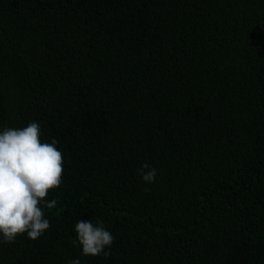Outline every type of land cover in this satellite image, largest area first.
<instances>
[{
	"label": "trees",
	"instance_id": "1",
	"mask_svg": "<svg viewBox=\"0 0 264 264\" xmlns=\"http://www.w3.org/2000/svg\"><path fill=\"white\" fill-rule=\"evenodd\" d=\"M33 121L63 183L0 264H264V0H0V131Z\"/></svg>",
	"mask_w": 264,
	"mask_h": 264
},
{
	"label": "clouds",
	"instance_id": "2",
	"mask_svg": "<svg viewBox=\"0 0 264 264\" xmlns=\"http://www.w3.org/2000/svg\"><path fill=\"white\" fill-rule=\"evenodd\" d=\"M41 135L40 124L35 121L0 131V243H15L25 234L37 240L50 228L44 208H54L57 201L46 197L63 183L64 156L57 140L43 142ZM136 172L148 184L158 175L147 162ZM74 230L77 237L73 244L78 242L84 256H110L115 237L102 221L79 220ZM70 264H80V260Z\"/></svg>",
	"mask_w": 264,
	"mask_h": 264
}]
</instances>
